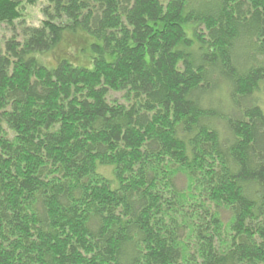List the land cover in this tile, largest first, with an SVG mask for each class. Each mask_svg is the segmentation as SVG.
<instances>
[{
  "label": "trees",
  "instance_id": "16d2710c",
  "mask_svg": "<svg viewBox=\"0 0 264 264\" xmlns=\"http://www.w3.org/2000/svg\"><path fill=\"white\" fill-rule=\"evenodd\" d=\"M40 1L0 0V264H264V0H47L16 32ZM80 31L93 67L45 65Z\"/></svg>",
  "mask_w": 264,
  "mask_h": 264
},
{
  "label": "rangeland",
  "instance_id": "374dc122",
  "mask_svg": "<svg viewBox=\"0 0 264 264\" xmlns=\"http://www.w3.org/2000/svg\"><path fill=\"white\" fill-rule=\"evenodd\" d=\"M47 5V0H41L35 5H26L22 10V19H19L15 22L16 32H21V20H25L27 24L32 26L41 25L42 21L45 19L43 9ZM14 30L15 29L13 28V26H9L7 24H3L0 26V47L4 45L6 39H9L14 34ZM95 42H98V40L87 32L80 31L76 34L69 33L66 35L62 43L54 49L53 52L47 53L45 60H47L49 64L45 62V65H47L48 67H56L59 64L58 60L61 57H67L68 60H70L77 66L91 68L94 65V54L92 52L91 45ZM113 94L117 97L122 96V93Z\"/></svg>",
  "mask_w": 264,
  "mask_h": 264
}]
</instances>
